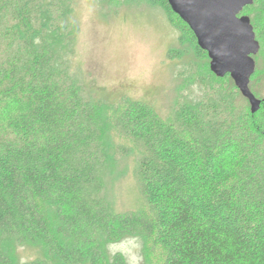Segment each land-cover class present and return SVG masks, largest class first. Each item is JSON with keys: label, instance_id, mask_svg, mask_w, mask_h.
<instances>
[{"label": "trees", "instance_id": "1", "mask_svg": "<svg viewBox=\"0 0 264 264\" xmlns=\"http://www.w3.org/2000/svg\"><path fill=\"white\" fill-rule=\"evenodd\" d=\"M152 2L209 67L167 0ZM71 13L72 0H0V264H124L105 245L129 234L160 253L141 264H264V0L240 13L259 44L255 113L210 69L167 118L93 100L71 70ZM131 154L142 207L119 212L107 192Z\"/></svg>", "mask_w": 264, "mask_h": 264}, {"label": "rangeland", "instance_id": "2", "mask_svg": "<svg viewBox=\"0 0 264 264\" xmlns=\"http://www.w3.org/2000/svg\"><path fill=\"white\" fill-rule=\"evenodd\" d=\"M70 22L76 29L71 70L93 100L144 102L167 118L178 103L201 98L198 78L207 77L208 64L152 0H72ZM258 87L263 93L264 81ZM133 159L132 154L123 159L110 178L107 197L119 212L142 207ZM17 253L25 261L36 252L24 247ZM141 255L142 261L156 262L160 253L142 246Z\"/></svg>", "mask_w": 264, "mask_h": 264}, {"label": "water", "instance_id": "3", "mask_svg": "<svg viewBox=\"0 0 264 264\" xmlns=\"http://www.w3.org/2000/svg\"><path fill=\"white\" fill-rule=\"evenodd\" d=\"M172 12L192 31L197 46L207 53L209 69L216 77L229 75L248 100L251 113L261 101L249 89L254 73L252 58L259 50L250 20L240 15L253 0H167Z\"/></svg>", "mask_w": 264, "mask_h": 264}, {"label": "clouds", "instance_id": "4", "mask_svg": "<svg viewBox=\"0 0 264 264\" xmlns=\"http://www.w3.org/2000/svg\"><path fill=\"white\" fill-rule=\"evenodd\" d=\"M141 247V238L135 234L110 240L105 245L109 257H120L124 264H141Z\"/></svg>", "mask_w": 264, "mask_h": 264}]
</instances>
